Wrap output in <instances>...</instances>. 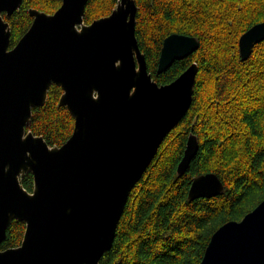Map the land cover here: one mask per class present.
<instances>
[{"label":"water","instance_id":"1","mask_svg":"<svg viewBox=\"0 0 264 264\" xmlns=\"http://www.w3.org/2000/svg\"><path fill=\"white\" fill-rule=\"evenodd\" d=\"M22 1L0 0V246L14 219L26 230L21 245L0 248V264H101L131 191L193 103L198 64L167 84L153 78L136 36V0H119L90 24L88 0H62L53 13L31 8L30 28L9 48L7 18ZM262 40L264 21L241 35V58ZM199 46L195 36L170 34L158 73ZM53 83L63 89L59 105L75 118L61 146L27 130ZM198 149L191 133L179 175ZM26 173L34 175L33 192L21 182ZM225 188L218 174L204 173L193 179L189 198ZM200 264H264V199L214 232Z\"/></svg>","mask_w":264,"mask_h":264},{"label":"trees","instance_id":"2","mask_svg":"<svg viewBox=\"0 0 264 264\" xmlns=\"http://www.w3.org/2000/svg\"><path fill=\"white\" fill-rule=\"evenodd\" d=\"M119 0H88L86 24L110 15ZM62 0H23L10 18L12 48L30 28L36 8L55 12ZM136 36L148 70L159 84L174 81L198 64L193 103L162 142L143 178L130 193L112 248L101 264H200L214 232L241 220L264 199V40L247 59L239 39L264 21V0H136ZM172 33L198 38L194 53L163 73L158 64L164 39ZM9 47V48H10ZM61 86L53 83L46 103L33 108L27 130L61 146L72 135L75 118L60 106ZM199 149L183 175L177 172L189 135ZM215 172L224 193L189 198L195 177ZM30 192L34 175L21 180ZM26 222L14 219L2 250L21 245Z\"/></svg>","mask_w":264,"mask_h":264},{"label":"bare ground","instance_id":"3","mask_svg":"<svg viewBox=\"0 0 264 264\" xmlns=\"http://www.w3.org/2000/svg\"><path fill=\"white\" fill-rule=\"evenodd\" d=\"M188 141V140H187ZM187 146V145H186ZM182 160V159H181Z\"/></svg>","mask_w":264,"mask_h":264},{"label":"flooded vegetation","instance_id":"4","mask_svg":"<svg viewBox=\"0 0 264 264\" xmlns=\"http://www.w3.org/2000/svg\"><path fill=\"white\" fill-rule=\"evenodd\" d=\"M14 47V46H13ZM11 48V47H10Z\"/></svg>","mask_w":264,"mask_h":264}]
</instances>
